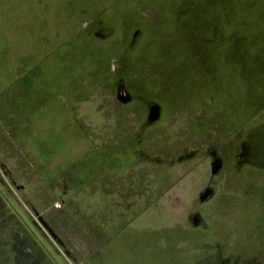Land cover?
<instances>
[{"label": "rangeland", "instance_id": "374dc122", "mask_svg": "<svg viewBox=\"0 0 264 264\" xmlns=\"http://www.w3.org/2000/svg\"><path fill=\"white\" fill-rule=\"evenodd\" d=\"M84 2L2 19L0 264H264V0Z\"/></svg>", "mask_w": 264, "mask_h": 264}, {"label": "crops", "instance_id": "0c3cea01", "mask_svg": "<svg viewBox=\"0 0 264 264\" xmlns=\"http://www.w3.org/2000/svg\"><path fill=\"white\" fill-rule=\"evenodd\" d=\"M10 1L11 0L5 1L6 6L3 8L2 12H0V106L2 107L4 106V104L5 105L9 104L15 110L18 116L17 118L18 121L21 120L22 116L24 120H29L31 114L28 111H26V108L23 107L18 108L15 107L13 104L8 103L7 100H1V96L4 94L5 89L14 87L15 85L17 87L18 86L23 87L27 78L26 74L28 73V71H26L27 69L24 61L22 59L15 60L12 55V48L14 47V45L12 46L13 42L9 41V33H10L9 28L8 26H6V23L2 20L4 16L10 13L8 11ZM33 1L41 4V0H33ZM116 1L118 0L104 4L102 6L103 7L102 10H99L98 0H96L98 7H94L95 0H85V2L82 5L77 6V15H83L81 25H85L84 29L89 34H91L90 31H93L95 29L94 24L97 23L102 13L105 16L104 17L105 22H108L112 18H118L119 15L126 14L124 8L127 7L129 3L127 2L128 4L126 6H122V5H117ZM112 5H116V6H112ZM97 31L99 30L96 29L94 35H97ZM22 53H23L22 55H25V53L27 52L23 51ZM10 110H12V108ZM20 112H24V114L21 117H19V115L21 114ZM11 116L13 119L15 114H11Z\"/></svg>", "mask_w": 264, "mask_h": 264}, {"label": "trees", "instance_id": "16d2710c", "mask_svg": "<svg viewBox=\"0 0 264 264\" xmlns=\"http://www.w3.org/2000/svg\"><path fill=\"white\" fill-rule=\"evenodd\" d=\"M139 47V46H138ZM138 47H135L134 48V50L132 51V53L133 54H136L137 52V48ZM210 62V61H209ZM263 63H261V62H258V61H256V63H254V62H242V68L241 69H244L243 70V72H245V73H247V74H242V78L243 79H245V78H247V79H250V78H252V76H251V74H250V72L252 71H256V69H257V71L258 72H262L263 71ZM242 79L241 78H239V81H241Z\"/></svg>", "mask_w": 264, "mask_h": 264}, {"label": "flooded vegetation", "instance_id": "af4514ba", "mask_svg": "<svg viewBox=\"0 0 264 264\" xmlns=\"http://www.w3.org/2000/svg\"><path fill=\"white\" fill-rule=\"evenodd\" d=\"M99 33H100L99 35H101V32H99ZM118 97H120V98L123 97L122 92H120V94H118Z\"/></svg>", "mask_w": 264, "mask_h": 264}]
</instances>
